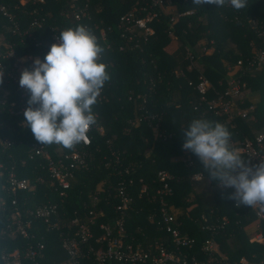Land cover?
Instances as JSON below:
<instances>
[{
	"label": "trees",
	"instance_id": "trees-1",
	"mask_svg": "<svg viewBox=\"0 0 264 264\" xmlns=\"http://www.w3.org/2000/svg\"><path fill=\"white\" fill-rule=\"evenodd\" d=\"M155 1L0 0L12 14L10 18L0 11V49L15 52V57L1 60L0 262L3 253L18 250L24 256L29 246L43 243L42 264L70 263L63 238L76 236L72 219L79 216L89 221L90 212L95 215V237L103 233L100 223L109 225L117 235L121 181L132 196L124 221L125 245L134 250L156 252L157 246H164L167 251H176L173 235L159 223L160 195L155 190L159 186L157 172L162 169L172 174L173 192L166 199L177 211L180 233L193 240L179 246L189 259L194 257L201 264L221 262L219 251L203 248L208 239L217 242L229 261L263 256L264 245L250 240L257 230L250 234L245 229L255 219L251 207H236V201L229 198L235 189L220 187L198 157L182 145L185 127L195 118L226 125L233 148L238 140L264 131V65L251 72L239 69L235 73L242 75L250 89L246 104H255V119L237 116L235 127H230L226 115L210 111L195 87L203 74L215 89L224 90L238 61L243 60L244 67L254 59L255 51L264 50V0H247L248 6L239 11L230 5H194L193 0H172L170 5L166 0H159L161 4ZM130 12L136 18L153 15L148 22L153 33L144 35V30L133 24L134 31L130 32V24L121 22V17ZM80 25L88 28L104 48L99 62L106 65L111 79L93 106L96 123L89 131L88 145L82 141L72 149L43 145L30 127L22 125L21 108L29 106L30 92L24 96L20 89L19 66L31 70L33 60L43 61L51 45L57 43L56 34ZM175 41L179 47L172 50ZM202 47L211 49V53L205 54ZM187 50L194 54L192 69L188 68ZM214 96L212 90L207 94L208 98ZM37 146H42L49 158L36 154ZM73 152L82 154L85 164L74 169L66 194L61 195L48 165ZM197 173L214 191L212 204L190 197L194 193L192 176ZM11 174L27 180L28 187L13 191ZM145 184L148 188L143 191ZM50 202L58 204V211L45 221L36 215V209ZM202 215L211 227H203ZM20 222L27 235L18 228ZM261 229L264 233V219ZM95 237L82 244L85 255L79 257V264H97L89 248H106L107 243L98 244ZM24 259L25 264L31 263Z\"/></svg>",
	"mask_w": 264,
	"mask_h": 264
},
{
	"label": "clouds",
	"instance_id": "clouds-1",
	"mask_svg": "<svg viewBox=\"0 0 264 264\" xmlns=\"http://www.w3.org/2000/svg\"><path fill=\"white\" fill-rule=\"evenodd\" d=\"M193 4L230 5L237 11L248 6L247 0H193ZM59 41L43 61L34 59L32 69L21 73L19 84L30 92L22 125L30 127L43 145L72 149L87 141L86 133L96 123L93 106L111 76L99 62L104 48L88 28H68L59 34ZM231 135L222 123L195 118L185 127L182 147L198 157L213 181L235 189L229 198L236 207L264 206V160L253 164L244 159L231 146Z\"/></svg>",
	"mask_w": 264,
	"mask_h": 264
},
{
	"label": "built area",
	"instance_id": "built-area-1",
	"mask_svg": "<svg viewBox=\"0 0 264 264\" xmlns=\"http://www.w3.org/2000/svg\"><path fill=\"white\" fill-rule=\"evenodd\" d=\"M75 1V0H72ZM167 5L171 4L172 0H166ZM155 3L161 4L162 1L156 0ZM75 3H73V6ZM169 7V6H166ZM0 11L4 15L12 17V14L9 12L7 7L4 4H0ZM83 11V10H82ZM76 16L79 17V13H76ZM153 15H148L143 18H136L133 12H130L127 15L121 17L122 24L128 23L127 29L130 32L134 31L133 26L144 30L143 34L147 35L148 33H153V29L149 26L148 22L151 21ZM175 21V20H174ZM101 35L105 36V31L102 30ZM135 36V35H134ZM57 43L59 41V35L54 36ZM139 46V44H136ZM140 47V46H139ZM201 50L205 53L208 51L207 47H202ZM211 50V49H210ZM15 57V52L12 49H0V68L4 69L1 60L5 58ZM187 57L190 59L189 69H192L195 65L194 54L187 50ZM32 56H29L28 59H32ZM36 59V58H35ZM24 59H20L19 62H23ZM18 63V62H17ZM264 65V50L260 49L255 51V57L253 60H249L247 65L243 67V60H239L236 68V71L232 73L226 80L225 89L217 90L212 86L211 82L201 74L199 76L198 82L195 84V87L200 95V100L205 101L208 109L216 115H226L227 121L230 122V127H235L236 122L235 118L242 117L250 120L255 119L253 113L255 105L253 103L246 104L250 89L247 85V82L242 79V75H235L237 71L243 70V73L247 71L251 72L252 70H258ZM22 64L19 66L21 69ZM233 70V71H234ZM193 83V82H192ZM20 86V84H19ZM23 95L28 94V90L20 86ZM212 90L215 94L213 98H208L207 94ZM246 104V106H243ZM26 104L21 108V112L25 111ZM89 130L86 133L87 141H82L84 144L88 145L90 143ZM230 131V130H229ZM238 146L234 149L238 150L239 153L245 157L246 160L251 161L253 164L258 161L264 160V131L256 134L253 138L245 137L243 140H238ZM232 141V143H237ZM36 154H45L46 158H49V155L45 153L44 148L41 146L36 147ZM85 164V158L82 154L78 152H73L71 154L65 155L63 158H59L57 161H50L48 165L49 175L52 178L53 184L59 189L61 195L66 194V189L70 186V181L74 177V169L79 165ZM196 176H202V174L197 173L192 176V179ZM11 186L13 191L16 189H26L28 187V181L18 180L14 174H11ZM157 181L159 186L156 188L155 192L160 195L159 198V211H160V221L163 227L167 229L173 235V240L177 244L176 251H167L164 246H157L156 252L144 251L143 249H132L130 246H126L123 236L124 233V221L126 210L129 207L130 202L132 201L131 193L125 188L124 183L121 181L119 183V194L121 196L120 203L117 205V209L121 211V216L118 218L117 223L119 225L117 235L113 234L111 227L105 223H100L99 228L103 229V233L95 237L92 225L95 224V215L93 212H90L92 216L91 219L82 220L79 216H76L72 219V224L76 227V236H67L63 238L62 246L68 254V258L71 264H79V257L83 254L82 244L87 243L90 239L95 237V242L102 244V241L106 240V248L95 249L90 247L89 250L92 251L97 264H106L107 261L114 260L112 264H201L196 258L192 257L189 259L187 254L184 253L179 246L189 245L193 240L187 235H182L178 228L176 221L177 211L172 204L167 202L166 196L171 195L173 190L170 185V180L172 179V174L168 170H159L157 172ZM220 185V184H219ZM220 187H223L220 185ZM148 186L145 184L142 188L145 191ZM15 202V201H14ZM251 209L255 214L256 233L250 237L251 241H256L264 245V233L261 229V221L264 219V206L259 204L252 206ZM58 211L57 203H48L42 206H39L36 209V215L42 217L45 221H50L53 215H56ZM203 227L209 228L212 225L208 222V219L205 215H202ZM252 223V222H251ZM18 228L22 233L27 235V231L24 227V224L21 222L18 224ZM217 245V248L215 247ZM43 243H38L37 245L29 246V249L25 252L24 256L20 251L14 250L13 252L3 253L1 256L0 264H25L24 258L30 260V264H42L41 258H43ZM203 248L206 251L214 252L219 251V246L216 241L208 239L205 242ZM221 254V253H220ZM223 258L220 263L216 264H264V254L262 257H256L249 259L245 256H242L239 261H229L224 254H221ZM64 262L63 264H70Z\"/></svg>",
	"mask_w": 264,
	"mask_h": 264
},
{
	"label": "crops",
	"instance_id": "crops-1",
	"mask_svg": "<svg viewBox=\"0 0 264 264\" xmlns=\"http://www.w3.org/2000/svg\"><path fill=\"white\" fill-rule=\"evenodd\" d=\"M194 193L191 199L198 198L203 204L209 205L214 202V191L204 176H196L193 178ZM195 205V204H194Z\"/></svg>",
	"mask_w": 264,
	"mask_h": 264
},
{
	"label": "rangeland",
	"instance_id": "rangeland-1",
	"mask_svg": "<svg viewBox=\"0 0 264 264\" xmlns=\"http://www.w3.org/2000/svg\"><path fill=\"white\" fill-rule=\"evenodd\" d=\"M164 9H167L166 7H164ZM200 43H202V44H204L205 42L204 41H201ZM174 45H173V47L171 48L172 50H175V49H177L178 47H179V44H178V42H174L173 43ZM209 53H211V50L208 48V51L207 52H205V54H209ZM26 67L24 66V65H22V67H21V71H23L24 69H25ZM236 71V69L234 70V71H232L231 73H230V75L232 74V73H234ZM252 101H256V99H255V97L252 99ZM255 105V104H254ZM191 197V196H190ZM245 229L248 231V233H250V234H253L255 231H256V229H257V227H256V221H254V222H252V223H250L249 225H247L246 227H245ZM215 247L217 248V245H215ZM219 252L221 253V254H223V252L219 249Z\"/></svg>",
	"mask_w": 264,
	"mask_h": 264
}]
</instances>
